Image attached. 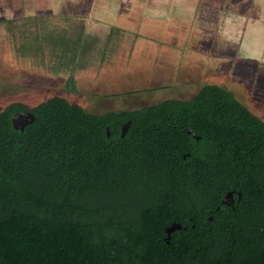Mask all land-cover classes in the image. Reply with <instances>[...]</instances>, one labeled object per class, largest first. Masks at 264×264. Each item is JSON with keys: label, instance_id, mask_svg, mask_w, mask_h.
<instances>
[{"label": "trees", "instance_id": "obj_1", "mask_svg": "<svg viewBox=\"0 0 264 264\" xmlns=\"http://www.w3.org/2000/svg\"><path fill=\"white\" fill-rule=\"evenodd\" d=\"M21 112L36 117L24 131ZM0 264H264V120L217 85L104 114L60 95L10 103Z\"/></svg>", "mask_w": 264, "mask_h": 264}, {"label": "rangeland", "instance_id": "obj_2", "mask_svg": "<svg viewBox=\"0 0 264 264\" xmlns=\"http://www.w3.org/2000/svg\"><path fill=\"white\" fill-rule=\"evenodd\" d=\"M75 1L84 7L90 3ZM148 1L151 7L160 5L165 16L192 24L180 27L179 35L187 34L185 45L155 41V46L138 51L121 34H137L136 23L115 31L120 42L107 46L85 37L75 40L66 37L69 21L64 18L69 16L60 12L64 8L60 0H53L51 13L28 12L26 7L22 21L13 20L17 14L11 10L12 0H0V109L13 102L33 107L60 95L90 113L104 114L167 99L190 100L204 86L217 85L264 120V61L246 58L239 46L224 45L229 11L204 9L202 18L198 5L202 0ZM239 33L234 30L233 37Z\"/></svg>", "mask_w": 264, "mask_h": 264}, {"label": "crops", "instance_id": "obj_3", "mask_svg": "<svg viewBox=\"0 0 264 264\" xmlns=\"http://www.w3.org/2000/svg\"><path fill=\"white\" fill-rule=\"evenodd\" d=\"M60 1L62 3L61 9L64 7L60 12L69 16L61 17L69 21L67 23L69 34L66 37L75 38V40L81 38V41L85 37L89 41H93L92 44L98 41L103 46H107L120 42V34L114 36L115 31L126 29L131 23H136L139 26L137 34L136 32L132 35L121 34L125 37L124 41L136 46L138 51L143 46H155V41L161 45L179 48L180 45H185L187 41V34L179 35L180 27L182 29L183 25L190 28L192 26L190 23L188 25L183 22L181 18L165 16L164 13L166 12L159 8L160 5L155 4L154 7H151L148 0H90L89 5L85 7L78 6L79 2L75 0ZM53 3V0H12L11 10L17 14L13 20L22 21L25 19L23 14L26 7L28 12L51 13L55 9ZM198 5L200 7L199 16L202 18L204 9L208 12L218 8L221 11L223 9L229 11L230 15L226 17L225 23L224 45L226 47L239 46L240 54L246 58L264 61V0H202ZM67 6L69 7L68 11ZM41 19L46 21L43 17ZM55 20L57 21V18H54ZM61 20L59 18V21ZM196 28H199V25ZM205 28L208 29V27ZM236 29H240L237 39L233 37ZM77 30L79 31L78 34L75 33ZM209 31L214 35V31ZM253 36H260V39L253 38Z\"/></svg>", "mask_w": 264, "mask_h": 264}, {"label": "water", "instance_id": "obj_4", "mask_svg": "<svg viewBox=\"0 0 264 264\" xmlns=\"http://www.w3.org/2000/svg\"><path fill=\"white\" fill-rule=\"evenodd\" d=\"M35 120H36V117L33 113L21 112V113H18V115L13 119L12 123L16 130L24 131L25 128L33 124ZM130 127H131V122H128L127 124H124L122 126V137L123 138L127 135ZM188 134L193 135L194 138H196L197 140L200 139L199 137H197L196 134H193L192 131H189ZM108 136L109 137L111 136L109 129H108ZM234 196H235L234 192L226 194L222 203L224 205L232 206L235 202ZM180 229H182V226L180 224H173L171 227L167 228V234L171 235V233L177 230H180ZM167 242H169V238L167 239Z\"/></svg>", "mask_w": 264, "mask_h": 264}, {"label": "flooded vegetation", "instance_id": "obj_5", "mask_svg": "<svg viewBox=\"0 0 264 264\" xmlns=\"http://www.w3.org/2000/svg\"><path fill=\"white\" fill-rule=\"evenodd\" d=\"M234 204H235V202H234ZM234 204H233V205H234Z\"/></svg>", "mask_w": 264, "mask_h": 264}]
</instances>
